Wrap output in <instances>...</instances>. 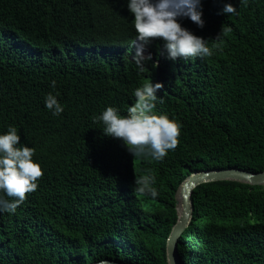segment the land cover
<instances>
[{
	"label": "trees",
	"instance_id": "16d2710c",
	"mask_svg": "<svg viewBox=\"0 0 264 264\" xmlns=\"http://www.w3.org/2000/svg\"><path fill=\"white\" fill-rule=\"evenodd\" d=\"M224 2L237 14H219ZM202 13L203 28L185 19L217 44L212 56L172 61L154 41L158 66L140 72L125 0H0V133L16 126L43 172L14 214L0 213V264H167L183 179L264 170V0H202ZM156 71L153 111L182 125L162 161L130 154L94 120L106 106L125 115ZM52 80L59 116L44 107ZM141 176L154 177L155 198L135 191ZM190 198L181 264H264V185L206 182Z\"/></svg>",
	"mask_w": 264,
	"mask_h": 264
},
{
	"label": "clouds",
	"instance_id": "9594fccd",
	"mask_svg": "<svg viewBox=\"0 0 264 264\" xmlns=\"http://www.w3.org/2000/svg\"><path fill=\"white\" fill-rule=\"evenodd\" d=\"M126 10L131 14L133 37L131 55L137 69L145 70V62L151 61L158 66V60L149 53L150 44L154 41L163 48L161 55L176 61L177 58H206L213 55L217 44L209 46V39L195 35L190 31L189 22L203 28L202 0H125ZM219 14H237V7L224 2ZM230 31L221 27L213 40H219L223 33ZM149 50V52H148ZM149 54V55H148ZM149 78V79H148ZM156 76H146L150 80L142 83L132 91L134 102L121 115L115 106H106L94 120L103 124V134L122 141L126 150L135 156L148 155L153 160L162 161L169 151L178 145L181 122L167 114L154 113L158 99L157 91L163 85ZM49 87L53 89L45 94L44 107L53 116L64 111L59 102V93L55 92L56 81L52 80ZM35 148L20 142L18 129L8 125L6 131L0 133V213L14 214L21 205L26 194L36 191L38 178L43 175L39 161L33 159ZM135 191L155 198L158 192L154 177L141 176L134 179ZM99 264H106L100 261Z\"/></svg>",
	"mask_w": 264,
	"mask_h": 264
},
{
	"label": "water",
	"instance_id": "95a60500",
	"mask_svg": "<svg viewBox=\"0 0 264 264\" xmlns=\"http://www.w3.org/2000/svg\"><path fill=\"white\" fill-rule=\"evenodd\" d=\"M223 180L249 185H264V170L254 173L239 168L211 169L192 172L183 179L175 194L177 220L166 243L167 264H181L175 249V239L178 233L187 227L191 219L193 207L190 197L193 188L202 183ZM104 261L106 264H122L109 260Z\"/></svg>",
	"mask_w": 264,
	"mask_h": 264
},
{
	"label": "rangeland",
	"instance_id": "374dc122",
	"mask_svg": "<svg viewBox=\"0 0 264 264\" xmlns=\"http://www.w3.org/2000/svg\"><path fill=\"white\" fill-rule=\"evenodd\" d=\"M184 230V229H183ZM181 233V232H180ZM180 233H178V235L176 236V239H175V246H176V242H177V239H178V236H179V234Z\"/></svg>",
	"mask_w": 264,
	"mask_h": 264
}]
</instances>
